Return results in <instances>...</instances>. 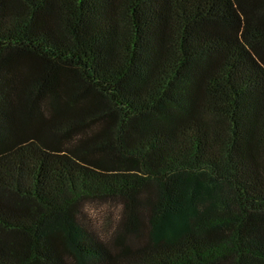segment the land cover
<instances>
[{
  "label": "trees",
  "instance_id": "trees-1",
  "mask_svg": "<svg viewBox=\"0 0 264 264\" xmlns=\"http://www.w3.org/2000/svg\"><path fill=\"white\" fill-rule=\"evenodd\" d=\"M0 264H264V0H0Z\"/></svg>",
  "mask_w": 264,
  "mask_h": 264
},
{
  "label": "rangeland",
  "instance_id": "rangeland-1",
  "mask_svg": "<svg viewBox=\"0 0 264 264\" xmlns=\"http://www.w3.org/2000/svg\"><path fill=\"white\" fill-rule=\"evenodd\" d=\"M122 211L123 205L119 201H92L83 207L82 220L105 242L114 245L113 238L117 233H115L116 229L120 226ZM137 241L135 237L128 239V243L133 246Z\"/></svg>",
  "mask_w": 264,
  "mask_h": 264
}]
</instances>
